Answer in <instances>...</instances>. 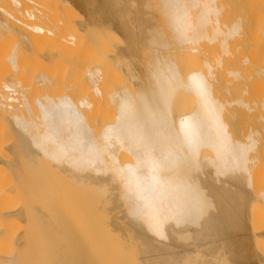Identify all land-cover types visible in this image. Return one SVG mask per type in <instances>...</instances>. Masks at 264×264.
Returning <instances> with one entry per match:
<instances>
[{
  "label": "bare ground",
  "instance_id": "6f19581e",
  "mask_svg": "<svg viewBox=\"0 0 264 264\" xmlns=\"http://www.w3.org/2000/svg\"><path fill=\"white\" fill-rule=\"evenodd\" d=\"M46 1L0 0V36L13 38L0 50L10 62L0 69V118L15 134L5 144L12 156H0V165L25 176L33 224L19 236L23 258L264 264V187L255 172L264 114L245 83L235 94L225 84L229 74H241L229 60L247 62L239 49L264 42V27L250 28L254 14H264V0ZM87 38V48L75 49ZM38 41L51 43L40 52ZM18 53L80 58L71 86L81 93L68 87L72 94L30 98ZM103 105L108 115L100 117ZM44 157L48 177L39 176ZM52 171L74 179L71 197L55 188Z\"/></svg>",
  "mask_w": 264,
  "mask_h": 264
},
{
  "label": "rangeland",
  "instance_id": "374dc122",
  "mask_svg": "<svg viewBox=\"0 0 264 264\" xmlns=\"http://www.w3.org/2000/svg\"><path fill=\"white\" fill-rule=\"evenodd\" d=\"M54 1L52 0L53 3H54ZM46 2H48V1H46ZM52 2H50V3L52 4ZM51 6H50V10L53 9L52 11L55 14L62 15V13L64 14L65 12H66L65 14H67L68 9H66V10L62 9L61 10V8H65V7L60 8L59 6H57L58 9L57 8L54 9L53 8L54 6L53 5H51ZM71 14H73V13H71ZM64 16H66V15H64ZM67 16H68V14H67ZM73 17H75L74 19H78V16L76 17V15ZM69 19H72V18H69ZM263 27H264V14L261 12H258V13L256 12L254 14L253 20L251 21L250 28H252L253 32L260 33ZM12 40H13V38H12L11 34L0 36V50L3 51L4 49L10 48V46L12 44ZM49 43H51V42H48V41H43V42L40 41L39 42L38 41L34 47L36 50H40V52H41L50 46ZM89 43H90V41L88 38L80 40L76 43L75 49H79V50L85 49L88 47ZM231 49L233 51L234 50L237 51L236 44L233 43ZM238 55H239V59L247 58V62L246 63L242 62L241 64L237 65L235 60H229L228 59L229 57L225 56V62L227 60L230 61L229 63H227V65L231 69H239L241 72V74L238 77H236L234 74H229L228 76H226V78L231 80L232 83L226 82L225 84L227 87H229L232 90V93L235 94L239 85H241V83H245L247 85V87L249 88L254 99H256L258 101L257 107L259 108V113L264 114V108L261 106V101L264 97V79L261 76V72L263 69L262 66L264 65V42L257 39L253 42V44H251V46L249 48L239 49ZM17 56L22 61V66H21V69L19 72V74H21V75H19V78L21 77V79L23 81V85H28L29 88H27L25 91L27 92V94L30 98H32L36 94H41L44 92H48L50 94L51 93L56 94L59 92L67 91L68 87H69L68 90L72 89L73 91H76L75 92L76 95H79L81 93V88H79L78 90H75L76 85L74 83H73V85H75V86H73V85L71 86V82H75L77 84V78H75V76H73V75L77 74V70L81 64V63H79L80 58H77L78 59L77 60L75 57V58H72V60H74V61H70L71 59L67 60V58L62 54L58 58L47 61L44 59L39 60L40 58L37 59V56H32V55H31V57H27L25 55L26 56L25 57L21 53H18ZM101 60L104 61V60H106V58L104 57ZM103 63L105 64V63H107V61L103 62ZM249 63L253 66L251 73H248V71L245 69V67ZM73 68L76 71V73L73 70ZM0 69H1L2 73H3L2 69H4V70L10 69V62L8 59L3 57V54H0ZM41 72H44V73H42L43 76H44V74H45V76H47V74H49L48 75L49 77L47 76V78H50L49 79L50 83L49 84H48V82L46 83V84H48V86L44 84L43 77H41V75H42ZM2 73H0V76L2 75ZM38 75H39V78H38ZM38 79H41V80L38 81ZM37 81L39 84L40 83H41V85L44 84L46 87L44 85H42V86L39 85L37 83ZM67 84L70 86H68ZM225 84H224V87H225ZM108 85H110V84L109 83L105 84V86H108ZM70 87H74V88H70ZM71 91H67V92L70 93ZM72 93L73 92H71V94ZM74 94H73V96H74ZM108 110H109L108 106L103 105V106H99L97 108L96 113L100 117H104V116L108 115ZM261 122L264 125V121H261ZM7 123L8 122H5L3 119L0 118V140H1L0 142L2 144V145L0 144V148H1L0 149V151H1L0 156H1V159L6 158V160L9 159L12 155L9 154L10 151L8 152L9 149L5 144L8 145V144H10V142L14 141V139H15V136H14L15 134L8 127ZM11 135H13L14 137L13 136L11 137ZM11 139H12V141H11ZM262 141H264V137H262ZM4 145H5V147H3ZM6 147H7V149H6ZM6 152H8V154L10 156H7ZM43 160L44 161H41V163L43 164L42 167H45L46 169L43 168L42 171H44V172H42V171L39 172V174H40L39 176L42 175L41 177H44V176L48 177V167H46L45 164L49 163L50 161L46 160L45 157L43 158ZM4 165H2V163L0 165V208L3 209L5 207L7 209L9 207L8 210H6L4 208V211L6 210L5 212H7L10 210L12 215L10 214V216H7V214H6V216H5V214H3L4 211L2 213L1 212L2 210L0 209V214H2L0 216V254H1L0 258L2 256L6 257V258H14V259L19 260V262H18L19 264L22 261L24 263L22 262L21 264H29V256L30 255L29 256H26V255H28L31 250H24L26 253V255H25L26 257L23 258V255H24V254H22L23 250H20L21 249V246L19 245L20 241H18V240H20V238H19L20 234L23 231H26L27 226L29 227L31 224H33L32 216H30L31 211L29 209L30 208L29 207V197H28L27 191H26L25 176L22 175L21 171L19 172V170L15 171V170L11 169L10 167H6L8 164H6V166H4ZM255 172H256V177L258 179V182L261 186L260 188L262 190L263 189L262 187H264V151L259 152V157L256 159V162H255ZM54 173L55 174H57V173H56V171L53 172V177H54L53 179L56 180L53 182V185L55 186V188L61 190V192H60L61 194H63V195H64V193L67 194L66 198L71 197V195H73L75 193L72 190V186L74 188H75V186H77L74 179L71 180V178L67 177L62 172H59L58 175H55ZM29 175L31 176L32 173ZM29 175H28V178H30ZM63 175L66 178H64ZM26 177H27V174H26ZM68 179H70V180H68ZM57 180H59L60 183ZM63 180L65 181V183ZM9 182L10 183L12 182V184H8ZM70 183H72L73 185ZM67 187L69 190L67 189ZM12 188H13V190H12ZM257 189H259V188H257ZM259 205L257 207H259ZM20 207H21V209H20ZM261 207L262 206H260V208ZM12 210H15L14 212L16 214L20 213V215L13 214L14 212ZM258 210H260V209H258ZM21 211H22V213H21ZM261 218L263 219L264 217L261 216ZM260 225H259V227H260ZM262 225L264 226V222L262 223ZM261 228H259V229L264 230L263 228L262 229ZM35 247H34V249H35ZM262 250H260V251H262ZM13 253H14V255H13ZM260 253H262V252H260ZM262 257H264V250H263Z\"/></svg>",
  "mask_w": 264,
  "mask_h": 264
}]
</instances>
